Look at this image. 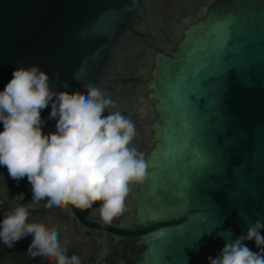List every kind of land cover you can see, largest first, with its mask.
Masks as SVG:
<instances>
[{
	"label": "water",
	"instance_id": "1",
	"mask_svg": "<svg viewBox=\"0 0 264 264\" xmlns=\"http://www.w3.org/2000/svg\"><path fill=\"white\" fill-rule=\"evenodd\" d=\"M0 264H264V0H0Z\"/></svg>",
	"mask_w": 264,
	"mask_h": 264
},
{
	"label": "flooded vegetation",
	"instance_id": "2",
	"mask_svg": "<svg viewBox=\"0 0 264 264\" xmlns=\"http://www.w3.org/2000/svg\"><path fill=\"white\" fill-rule=\"evenodd\" d=\"M51 217H52V214H50V213H45L43 215L40 214L39 218H33V219L26 218L21 224H19V226L21 225L22 226L21 229H23L24 231L27 230L29 235L35 233L34 226L38 227L39 231L42 232L41 227L44 225V228H45V223H43V222H46ZM49 223L52 224L51 221Z\"/></svg>",
	"mask_w": 264,
	"mask_h": 264
}]
</instances>
